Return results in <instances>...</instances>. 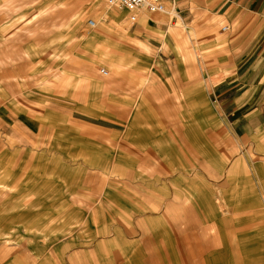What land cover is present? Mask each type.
Masks as SVG:
<instances>
[{"label": "rangeland", "instance_id": "374dc122", "mask_svg": "<svg viewBox=\"0 0 264 264\" xmlns=\"http://www.w3.org/2000/svg\"><path fill=\"white\" fill-rule=\"evenodd\" d=\"M205 21L174 92L127 10L0 0V264H264V116L233 132Z\"/></svg>", "mask_w": 264, "mask_h": 264}, {"label": "crops", "instance_id": "0c3cea01", "mask_svg": "<svg viewBox=\"0 0 264 264\" xmlns=\"http://www.w3.org/2000/svg\"><path fill=\"white\" fill-rule=\"evenodd\" d=\"M169 3L174 8L164 12L170 15L175 12L172 24L159 23L155 18L148 21L142 17V24L136 21L131 26L130 41L135 46L139 43L147 47L151 56L152 52L165 64V83L177 92L188 83L185 72L190 70V65H185V59L191 50H195L193 39L208 36L209 32L202 30L207 23L206 16L220 20L221 31L218 30L216 41L211 46H215V52L222 59H216L210 69L224 70L226 75L215 83V93L223 96L235 91L233 115L243 122L242 127H233L235 134L245 135L250 128L259 132L264 104L260 109L252 104L264 102V64L259 63V57L264 55V0H173ZM223 26L227 29L222 30ZM131 48L136 49L137 46ZM202 48L210 50L212 47ZM254 55L257 57L253 58ZM239 71L243 73L239 74ZM253 72L256 73L252 76ZM207 233L204 231V237ZM212 239L208 236L205 242L210 243Z\"/></svg>", "mask_w": 264, "mask_h": 264}, {"label": "built area", "instance_id": "2783aa9c", "mask_svg": "<svg viewBox=\"0 0 264 264\" xmlns=\"http://www.w3.org/2000/svg\"><path fill=\"white\" fill-rule=\"evenodd\" d=\"M173 0H106V3L110 7H116L125 9L130 13V19L133 22L137 21L138 13L140 11H146L150 13L164 12L166 11V2ZM91 26L95 25L94 20H89ZM227 27L223 26L222 30H226Z\"/></svg>", "mask_w": 264, "mask_h": 264}, {"label": "bare ground", "instance_id": "6f19581e", "mask_svg": "<svg viewBox=\"0 0 264 264\" xmlns=\"http://www.w3.org/2000/svg\"><path fill=\"white\" fill-rule=\"evenodd\" d=\"M95 24H96V22H95Z\"/></svg>", "mask_w": 264, "mask_h": 264}]
</instances>
